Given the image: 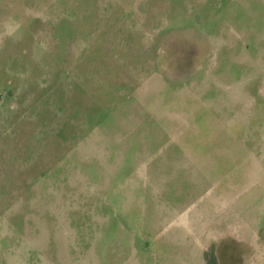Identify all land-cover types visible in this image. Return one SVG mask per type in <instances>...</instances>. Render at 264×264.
I'll use <instances>...</instances> for the list:
<instances>
[{
	"label": "rangeland",
	"instance_id": "obj_1",
	"mask_svg": "<svg viewBox=\"0 0 264 264\" xmlns=\"http://www.w3.org/2000/svg\"><path fill=\"white\" fill-rule=\"evenodd\" d=\"M258 182L264 0H0V264L217 263Z\"/></svg>",
	"mask_w": 264,
	"mask_h": 264
},
{
	"label": "crops",
	"instance_id": "obj_2",
	"mask_svg": "<svg viewBox=\"0 0 264 264\" xmlns=\"http://www.w3.org/2000/svg\"><path fill=\"white\" fill-rule=\"evenodd\" d=\"M244 203H250L248 210L250 224L240 226L235 230L236 236L233 244L220 245L221 249L217 263L208 251L209 259L203 264H231L232 260L235 264H237L236 262L239 264V260L242 262L240 264H264V186L258 182L251 184V188L246 192H243L242 189L240 193L235 194L234 208L236 213L238 212L240 220L243 219L244 211H246ZM223 233L224 235L230 234L227 231ZM245 235H249V237H245ZM229 247H231L230 250ZM223 250L225 251V258L220 260L223 258Z\"/></svg>",
	"mask_w": 264,
	"mask_h": 264
}]
</instances>
